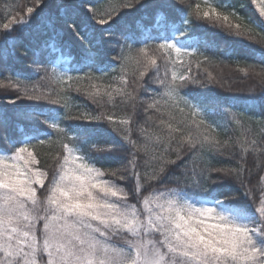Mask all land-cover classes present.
Wrapping results in <instances>:
<instances>
[{
    "label": "snow or ice",
    "instance_id": "snow-or-ice-1",
    "mask_svg": "<svg viewBox=\"0 0 264 264\" xmlns=\"http://www.w3.org/2000/svg\"><path fill=\"white\" fill-rule=\"evenodd\" d=\"M16 7L0 15V101L62 111L17 112L15 122L0 111V264H264V0H124L103 11L94 0H55L31 54L14 34L33 27L36 8ZM144 8L151 24L119 23ZM66 36L80 56L61 71L45 66L44 49L62 51ZM12 57L26 71L6 67ZM239 57L256 61L240 70L251 81L243 87L224 72L246 63ZM53 78L86 81L95 109L73 114ZM217 88L253 102L241 111L195 95ZM257 109L258 120L246 115ZM223 182L238 191L216 198Z\"/></svg>",
    "mask_w": 264,
    "mask_h": 264
},
{
    "label": "trees",
    "instance_id": "trees-1",
    "mask_svg": "<svg viewBox=\"0 0 264 264\" xmlns=\"http://www.w3.org/2000/svg\"><path fill=\"white\" fill-rule=\"evenodd\" d=\"M95 3L100 7V10L103 11L105 9H108L110 6H119L120 3L124 2V0H94ZM153 3H159L160 0H152ZM243 2V0H242ZM44 3L48 4V7L45 8L43 3L39 5H34L33 0H0V15L6 14V9L12 10L13 14L15 12H18L19 9L16 7L17 4H27L28 6H34L36 8V14L33 19V27L30 30H26L24 32H17L14 35H16L19 40L21 41L19 45V50H29L31 54L32 49H37L41 46L42 42L46 39V37L42 34V29H39L36 27L37 24L41 21L42 17L47 15L51 11L52 5L55 3V0H44ZM151 14H152V8H144V9H137L136 11H129L123 14V17L119 23L122 25H133L138 20V18L143 17L144 23L141 24V27H143L145 24H151ZM249 13H245V15H248ZM210 34L213 33L212 29L207 30ZM216 39L219 41L221 37L219 35L216 36ZM65 40L68 42V47H63V50L61 51V45L57 44L56 49L54 50L52 46L49 44V46L44 49L43 51V60L48 61L49 63H46L45 66L52 68L56 67L57 71H61L60 65L65 64L66 62H71L76 60L81 53V45L78 41H76L71 36H66ZM3 42V36H2V30H0V43ZM230 46H234L237 48L243 47V45H236L234 42H229ZM109 50L105 49V63L110 62V56L108 55ZM114 55V53H113ZM242 61H246V63H240L238 65H233L231 69H224V72L226 75H231L232 78L236 81L238 86H245L248 84H251L250 80H246L243 78V73L240 71L242 68L246 67L247 64L255 63L256 61L248 60L247 57H239ZM27 65H31V61H27ZM6 67H9L10 69L14 68L18 71H26V62L18 59L17 57H12L8 60V64L5 65ZM34 68L40 67V65H34L32 66ZM134 71V68L132 66H129L124 70L125 73H127L126 78L131 82V74ZM218 71V69H217ZM71 75L75 76L77 73L73 72L70 73ZM99 75V73H97ZM111 76H118L120 75V71L118 68H116L115 71L110 73ZM153 74H149L146 79H152ZM35 80L36 78L33 77ZM66 81V77H65ZM232 81L229 80V83ZM102 84H107L108 81L105 80L101 82ZM52 86L58 87L63 90H67L69 92L68 95V102L69 107L71 108V111L73 114H75L78 110H88L93 111L95 109V104L93 103L92 99L84 92V89L87 88V82H81L77 84L76 82H65L60 85H56L55 80L53 78L52 80ZM77 88H80L81 91H76ZM131 91V88L128 89ZM4 89L0 88V92H3ZM115 95V94H114ZM195 95L199 96L200 98H207L208 96L215 95L222 99L224 103L231 104L233 106H236L240 108L241 111H245L249 108V106L252 104V98L241 95V94H235V93H229L225 91L224 89H210V90H198ZM143 99V97L141 98ZM79 106V109H78ZM55 106L51 105H45L42 103H35L31 101H18L16 104H7L4 101H0V111L5 112L10 120L15 122V116L17 112H34L39 113L41 116L45 117H52L53 115H57L58 111H54ZM121 109H124L125 111L131 110V105H120ZM110 110V109H106ZM246 115L252 116L255 119H259L260 113L259 109H257L255 112H246ZM217 119L223 120L224 117L221 114L217 117ZM23 122V121H22ZM34 124L39 126L41 130L45 128L44 125L40 124V122L34 121ZM70 127L77 130H84L89 131L90 129H93L97 127L96 125L89 124L87 122H80V121H69L67 122ZM138 124L142 125L143 120H138ZM106 127V126H104ZM145 127H150V125H145ZM256 131H259V126H256ZM54 132V130H53ZM138 134V133H137ZM232 134V133H229ZM102 139H114V137L111 136H101ZM136 138L135 136L133 137ZM219 138V137H218ZM58 145L56 146H46L41 151L44 153H48L51 155L52 152H54L57 149ZM255 156L253 154L252 157H249V166H251L252 159ZM51 161H49L50 163ZM111 161H109L110 163ZM217 166H222V164H217ZM104 167H115L114 164H105ZM180 173L179 171H173L171 175L178 176ZM212 195H214L216 198H219L224 195H230L235 191H238V188L236 185L223 182L216 185H213Z\"/></svg>",
    "mask_w": 264,
    "mask_h": 264
}]
</instances>
